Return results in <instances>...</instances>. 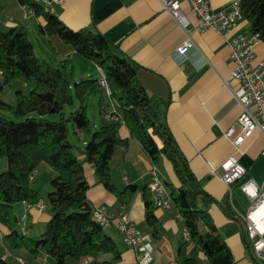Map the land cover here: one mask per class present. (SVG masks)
<instances>
[{"label": "trees", "instance_id": "trees-1", "mask_svg": "<svg viewBox=\"0 0 264 264\" xmlns=\"http://www.w3.org/2000/svg\"><path fill=\"white\" fill-rule=\"evenodd\" d=\"M15 1L44 17L39 30L65 58L60 67L39 58L25 22L6 28L0 23V158L8 159L7 169L0 173V222L9 230L3 242L0 238V264L9 262L10 255L2 258L6 250L11 254L20 249L34 256V264H49L42 259V253L52 257L55 264H124L116 239L93 217L95 207L88 196L90 183L85 164L94 166L98 178L118 196L120 203L129 204L136 185L118 188L111 170L116 156L127 148L130 137L141 143L155 165L159 166L163 158L172 162L180 181L179 186L170 191L172 205L180 212L189 239L202 248L209 264H235L233 252L212 215L199 205L202 195L210 200L212 197L204 189V179L190 168L168 126L165 111L169 100L149 93L143 86L139 76L143 68L129 55L118 52L117 46L100 32L69 27L39 1ZM240 2L252 32L259 33L264 41V0ZM71 52L90 59L100 69L101 76L74 80L67 72L69 58L66 56ZM102 73L109 85L110 97L117 100L113 108L117 119L107 117L103 101L107 87L100 82ZM17 79L23 80L28 92L17 89V102L12 104L3 100L1 94ZM110 83L115 84V88H111ZM98 88L103 91L102 116L100 126L94 129L87 113V101L89 94ZM72 89L78 104L82 105L78 113ZM7 110L13 111L15 118L7 117L4 112ZM70 125L78 136L83 132L91 134L84 146L70 140ZM123 126L129 128L130 136L119 134ZM42 161L56 171L48 194L51 218L40 235L33 237L22 228L15 205L22 201L41 202L43 195L30 182ZM145 203L155 247L161 241L162 224L155 214L158 206L151 190L145 194ZM178 261L200 264L194 257ZM128 264L141 263L137 260Z\"/></svg>", "mask_w": 264, "mask_h": 264}, {"label": "crops", "instance_id": "crops-1", "mask_svg": "<svg viewBox=\"0 0 264 264\" xmlns=\"http://www.w3.org/2000/svg\"><path fill=\"white\" fill-rule=\"evenodd\" d=\"M232 1L210 0V3L215 9H220ZM39 2L73 29L86 27L100 32L117 46L118 52L129 55L143 68L139 75L143 86L149 93L169 100L165 111L168 126L190 168L197 177L204 179V189L212 197L210 200L202 195L199 205L212 215L233 252L235 264H263L264 258L252 251L243 230V215L250 205V198L239 187V180L229 187L219 175L212 173V166L222 172L221 163L235 154L237 161L246 168V176L258 182L264 178V134L255 132L237 152L232 138L226 134L232 127L235 134L240 131L238 117L243 110V105L234 94L238 82H228L233 66L230 42L239 32H252L250 21L244 16L232 29L220 33L212 28L199 30V20L188 4H184V9L190 23L183 27L163 8L160 0ZM27 20H35L39 25L44 22V17L15 0H0L1 24L10 26L26 23ZM188 40L193 45L184 55L179 54L177 47ZM254 52L255 61L264 58L263 40L255 43ZM97 125L95 123L94 126ZM119 134L130 136L129 128L123 126ZM89 137L82 134L79 140L84 145ZM154 165L141 143L130 137L127 148L116 156L111 170L118 188L136 185L137 190L130 203L124 205L98 178L94 166L85 164L90 183L88 196L93 206H105L114 215L127 214L145 239L152 243V227L146 219L145 194L151 190V169ZM159 167L168 190L178 187L180 181L172 162L163 158ZM41 202L45 205L41 209L36 204L23 201L15 205L22 228L33 237L40 235L51 218L47 204L43 199ZM155 214L162 224L161 241L154 247L150 264H180L178 259L187 257L198 259L200 264H209L202 248L185 237L186 227L175 206L156 207ZM106 229L118 243L122 262L137 261V249L124 241L123 234L115 226ZM8 232L7 226L0 222L2 242ZM42 255L43 260L53 264L49 257L44 253ZM10 256L17 260L23 257L27 264H34V256L25 249L11 252Z\"/></svg>", "mask_w": 264, "mask_h": 264}, {"label": "built area", "instance_id": "built-area-1", "mask_svg": "<svg viewBox=\"0 0 264 264\" xmlns=\"http://www.w3.org/2000/svg\"><path fill=\"white\" fill-rule=\"evenodd\" d=\"M40 1V0H36ZM50 1V0H46ZM163 8L167 10L183 27H187L190 19L185 13L184 4H188L198 18L199 30L212 28L220 33L232 29L244 17L240 0H233L227 7L215 9L210 0H160ZM260 40L257 32H239L230 42L233 66L230 80L238 82L234 94L243 105V110L238 117L240 131L235 134L234 127L227 131L236 146V152L241 150V145L255 132L264 134V58L255 61L254 45ZM193 43L185 41L177 47V52L184 55ZM100 82L110 92L104 74ZM108 118L117 119L118 115L112 109L107 113ZM264 157V147L262 149ZM222 172L212 166V173L219 175L226 184L239 180V187L250 198L251 202L243 215V230L249 245L255 253L264 258V178L261 182L246 176V168L242 166L232 154L221 163ZM152 180L150 183L154 203L158 207L169 208L172 206L171 193L168 190L162 170L158 165L151 169ZM40 209L45 205L36 204ZM94 219L104 227L115 226L122 234L124 241L137 249V259L141 264H150L153 257L154 245L146 240L144 234L127 214L114 215L105 206L95 207ZM185 237L190 235L186 229ZM10 255L9 250L2 254L3 259ZM19 264H25L23 257H18ZM87 264V263H86ZM264 264V260H263Z\"/></svg>", "mask_w": 264, "mask_h": 264}, {"label": "rangeland", "instance_id": "rangeland-1", "mask_svg": "<svg viewBox=\"0 0 264 264\" xmlns=\"http://www.w3.org/2000/svg\"><path fill=\"white\" fill-rule=\"evenodd\" d=\"M26 24H28L29 32L31 40L33 41V44L35 46L36 54L39 58L42 60H45L52 64L55 67H60L62 65V61L65 58L62 57V55L57 52L56 48L53 47L50 39L47 37V35L43 34L38 27V23L35 20L26 21ZM2 28H6L5 25H2ZM69 58V62L67 64V72L69 75L76 81L82 80L84 78H87L89 76L83 75L86 72H91L94 76H101L99 70L97 69V66L88 58L83 57L78 52H71L69 55L66 56ZM0 79H1V73H0ZM74 85V83H73ZM111 88H115V84L110 83ZM17 89H23L25 92H28V87L24 84L23 80L17 79L13 81L10 85H8L5 90L2 92L1 97L6 102L15 104L17 102ZM72 93L74 97L76 98V92L72 89ZM103 93L101 88H98V90L92 92L88 96L87 101V113L91 119V122L93 124V128H98L100 126L101 122V94ZM109 90L107 88L106 94L104 96L103 101L105 102V108L109 111H111L114 106L117 104L116 98H112L109 95ZM76 108L81 106L78 104L77 98L75 100ZM75 108V109H76ZM66 111H70V107H66ZM2 110L0 109V113ZM6 116L9 118H15V115L13 111H4ZM98 124L96 127L94 126ZM84 135H90V133L83 132ZM90 138V137H89ZM70 140L72 142H75L79 145L84 146L86 143H82V141L79 140V136L76 135L75 130L73 129V126L70 125ZM8 167V159L6 157L0 158V173L6 170ZM56 171L52 168L51 165H49L47 162L42 161L38 168L36 169L32 179H31V186L36 188L41 192L43 195V201L47 204V208L49 211H51V206L49 204V197L48 194L52 189L51 186V179L54 177ZM11 261L7 262V264H19L16 257H11ZM24 259V258H23ZM51 263L54 264V259L52 257H49ZM91 264H96L94 262H91Z\"/></svg>", "mask_w": 264, "mask_h": 264}, {"label": "water", "instance_id": "water-1", "mask_svg": "<svg viewBox=\"0 0 264 264\" xmlns=\"http://www.w3.org/2000/svg\"><path fill=\"white\" fill-rule=\"evenodd\" d=\"M81 108H82V105L79 106V107H77V108L75 109V112L78 113V112L81 110ZM131 111H132V113L137 117V113L134 111V109L131 108ZM75 133H76V131H75Z\"/></svg>", "mask_w": 264, "mask_h": 264}]
</instances>
